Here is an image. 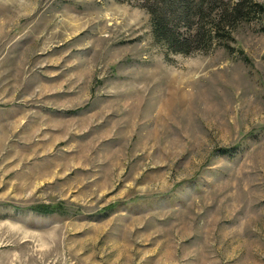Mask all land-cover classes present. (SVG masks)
<instances>
[{
    "label": "rangeland",
    "instance_id": "1",
    "mask_svg": "<svg viewBox=\"0 0 264 264\" xmlns=\"http://www.w3.org/2000/svg\"><path fill=\"white\" fill-rule=\"evenodd\" d=\"M230 46L171 54L138 0H0V264H264V13Z\"/></svg>",
    "mask_w": 264,
    "mask_h": 264
},
{
    "label": "trees",
    "instance_id": "2",
    "mask_svg": "<svg viewBox=\"0 0 264 264\" xmlns=\"http://www.w3.org/2000/svg\"><path fill=\"white\" fill-rule=\"evenodd\" d=\"M123 1V0H115ZM150 16L151 32L171 54L190 55L223 48L232 52L233 34L241 23H249L264 13L255 0H138ZM231 155L234 149H222ZM42 215L64 210L61 204L32 207Z\"/></svg>",
    "mask_w": 264,
    "mask_h": 264
}]
</instances>
